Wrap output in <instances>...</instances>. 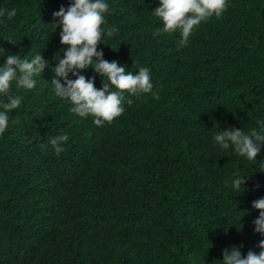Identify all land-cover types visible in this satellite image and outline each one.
<instances>
[{
    "label": "trees",
    "instance_id": "trees-1",
    "mask_svg": "<svg viewBox=\"0 0 264 264\" xmlns=\"http://www.w3.org/2000/svg\"><path fill=\"white\" fill-rule=\"evenodd\" d=\"M105 2L103 27L118 31L98 51L134 74L149 69L153 90L125 93L123 115L91 128L49 91L66 50L52 15L72 0H0L17 11L0 16V66L37 45L52 52L44 42L56 38L43 52L55 63L50 81L34 77L37 89L0 134V264H222L232 247L259 254L252 205L264 198V148L248 161L213 138L264 120V0H228L184 47L179 30L154 38L159 0ZM80 74L102 88L94 68ZM59 135L68 140L57 156L48 141ZM237 172L248 176L239 190Z\"/></svg>",
    "mask_w": 264,
    "mask_h": 264
},
{
    "label": "clouds",
    "instance_id": "clouds-1",
    "mask_svg": "<svg viewBox=\"0 0 264 264\" xmlns=\"http://www.w3.org/2000/svg\"><path fill=\"white\" fill-rule=\"evenodd\" d=\"M160 6L154 10L156 17L163 22L162 28L154 31L155 36L163 33H172L179 30L182 39L179 46L188 44L190 36L201 23L207 22L212 17L220 18L227 10L228 0H159ZM109 11V4L105 0H72L70 6L65 9L61 7L52 17L62 28L60 32V43L66 46L63 57L58 58V66L53 69L55 77L49 80L52 66H48L43 58V52L53 53L55 49V39L46 40L49 42L52 52L37 45L31 50V54H26V58L20 54H7L6 63L0 66V96L7 98V102H0V134H3L7 127L8 113L22 106L24 96L35 92L37 89L34 77L43 74V78L48 79L49 91L52 96L59 101H65L70 107V111L76 114L91 128L102 126L104 122L111 123L114 119L121 117L125 111L123 102L125 93L136 95L138 93H151L153 84L149 69L140 67L137 73L127 71L120 66L117 61L109 62L104 59V53L98 51V46L102 42L105 32L108 37H112L118 31L115 27L104 28L105 14ZM7 14L9 20L16 16L15 8L0 10V16ZM51 21V17H49ZM58 43V41H57ZM58 50V46H56ZM25 58V59H21ZM48 66V67H47ZM47 67V68H46ZM94 68L96 73L104 77L101 89L95 86V77L88 80L80 72ZM46 68V69H45ZM45 70V71H44ZM47 70V71H46ZM75 79H70L69 74ZM107 80V82H105ZM17 87L12 88L15 96L10 94L13 82ZM63 81V82H61ZM115 88V90H112ZM158 98V97H156ZM127 103L130 105L131 100ZM37 106L30 105L29 112H35ZM93 117V122L87 117ZM259 128H252L245 132L235 128L227 131H219L214 136V142L222 149H229L230 145L240 156L248 161L257 159L264 148V120L257 122ZM93 126H91V125ZM68 140L67 135H59L49 138L48 144L59 156L64 148L62 145ZM48 145H40L44 150ZM246 177L237 172L231 180L233 189L239 190L246 183ZM253 208L259 211V217L254 221L255 231L264 235V198L253 202ZM259 247L262 251L256 254L249 251L246 257L242 256L239 248L232 247L223 251L222 264H264V240H261Z\"/></svg>",
    "mask_w": 264,
    "mask_h": 264
}]
</instances>
